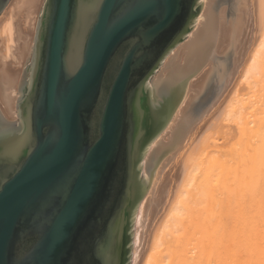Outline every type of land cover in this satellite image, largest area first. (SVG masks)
<instances>
[{
	"label": "water",
	"instance_id": "1",
	"mask_svg": "<svg viewBox=\"0 0 264 264\" xmlns=\"http://www.w3.org/2000/svg\"><path fill=\"white\" fill-rule=\"evenodd\" d=\"M204 1L44 0L20 121L0 109V264H132L138 206L178 141L155 145L147 181L145 154L204 48L155 72Z\"/></svg>",
	"mask_w": 264,
	"mask_h": 264
},
{
	"label": "bare ground",
	"instance_id": "2",
	"mask_svg": "<svg viewBox=\"0 0 264 264\" xmlns=\"http://www.w3.org/2000/svg\"><path fill=\"white\" fill-rule=\"evenodd\" d=\"M230 1L217 13L216 0H205L187 39L170 51L162 70L157 72L159 67L156 71L160 74L174 57L204 48L207 62L190 78L171 120L145 154L143 174L147 181V161L155 145L178 141L160 162L138 206L134 264H264V0L262 19L259 16V24L258 18L254 20L255 27L248 22L249 12L259 6L250 8V0ZM43 2L8 0L0 12V109L8 120L18 116L19 83ZM230 6L236 10L235 17L228 12ZM233 44L237 47L234 69L241 63L244 66L240 82L233 83L224 123L199 137L213 106L209 107L208 98H202L207 103L193 102L195 93L200 92L215 65L223 67L218 55ZM231 73L229 85L237 70ZM173 159L180 167L164 208L166 214L150 246L138 252L139 215L145 200L153 195L159 175ZM158 196L157 206L162 201Z\"/></svg>",
	"mask_w": 264,
	"mask_h": 264
},
{
	"label": "rangeland",
	"instance_id": "3",
	"mask_svg": "<svg viewBox=\"0 0 264 264\" xmlns=\"http://www.w3.org/2000/svg\"><path fill=\"white\" fill-rule=\"evenodd\" d=\"M236 1L238 2V0H236ZM239 1H241V0H239ZM250 1H252L251 3L249 2V4H251L250 8H256V6L260 7V8L258 7V9L257 8L254 10L252 9L251 12H249V14H251L253 16L249 15V19H248L249 21L248 22H249L251 27L252 26L255 27L256 23L259 24V21L262 19V16L260 15L261 14L260 10L262 12L261 7H263V6L261 4L262 3L261 0H259V1L257 0V2H256L257 4L255 3L256 0L255 1L250 0ZM230 2H231L230 0H228V1L216 0V7H215L216 12L218 11L217 13H220V10L225 6H228L230 4ZM253 3H254V5H253ZM233 8H232V6H230L228 12L230 14H232L231 16L235 17V14H236L235 11L236 10L233 12ZM202 10H203V8L201 9L200 13L202 12ZM255 13L257 15H255ZM259 16L261 17V19H259L260 18ZM257 18L259 20L255 23ZM252 21H254V23H252ZM251 29H253V28H250V30ZM180 44L178 46H176L174 48V50L179 48ZM182 50L178 51L179 52L178 55H180L182 53ZM236 50H237V47H236V45L234 46V44H233L230 46V48L225 53H223L222 55H218L220 57L219 60H221V63H222L221 66H223V67H220V65L219 66L215 65V68L211 71V73L209 74L207 79H205L206 83L204 82L202 84V89L200 90V92L195 93V99L193 100V102L195 101L196 103L197 102L201 103V101H202V103H207V102H204L202 100V98H208L209 101L208 100L207 101H208L209 107L211 105L213 106L210 108V110L212 109L213 111L211 110L212 111L211 112L209 110L210 113L207 114V116L204 120L205 126H204L202 132H200L201 134L199 135V137H201L205 133H208L209 129L216 127L218 124L222 125L221 122L224 123L222 121L223 116H224L223 113L225 112V109L227 107L226 105L228 104V101L230 99L231 91L234 87L233 83L235 80H238V78H240L241 72H242L243 67H244V66L243 67L241 66V65H243V63H241V64L239 63L241 67L238 66L236 69H234L235 68L234 67L235 66L234 58L237 55ZM181 56H183V55H181ZM177 57H179V56H177ZM165 60L157 72H160V69L162 70L163 65L165 64ZM232 70H235V71L237 70V73L235 75L236 78H234L233 82L229 85V81H227V80L230 77H232V75L230 76V74H233V73H231ZM238 82H240V81L238 80ZM237 87H239V86L237 85ZM223 93H224V95H223ZM218 97H219V99H216ZM211 100H212V102H211ZM189 103H191V101ZM16 119H20V118L18 116H16L15 119L13 118L12 120H16ZM219 121H220V123H218ZM176 161L177 160H175V159L170 161V163L166 166L165 170L162 172L163 174L161 173L159 175V177H158L159 180H156V183L154 186L153 195L149 196V199L151 201L149 199H148V201L145 200V202H146L145 207L143 208L142 213L139 215V217H140V221L138 222L139 223V229H138L139 231H138V236H136V238H137L136 243L138 245V252H141L143 250L142 248L147 249L148 246H150L152 239H153V236H154V233L156 231V228L161 223V221L164 218V215L166 214V210H164V208L167 206V202L169 201V197H170L169 195H171V193H172L171 188H173L174 182H175L174 177H175V174L178 172L179 167H180V163H178ZM160 176H161V178H160ZM173 179H174V181H173ZM157 195H159L158 197H162V201H161L160 205H158V206L156 205L157 202H159V199L156 198ZM146 205H148V206H146ZM136 228H137V226H136ZM134 244H135V242H134ZM138 252H137V254H138ZM134 255L135 254H133V256ZM134 263L132 262V264H134Z\"/></svg>",
	"mask_w": 264,
	"mask_h": 264
}]
</instances>
